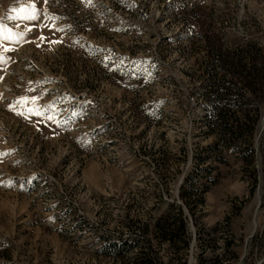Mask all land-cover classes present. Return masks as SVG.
I'll return each mask as SVG.
<instances>
[{
  "label": "rangeland",
  "instance_id": "rangeland-1",
  "mask_svg": "<svg viewBox=\"0 0 264 264\" xmlns=\"http://www.w3.org/2000/svg\"><path fill=\"white\" fill-rule=\"evenodd\" d=\"M0 34V264H264V0H0Z\"/></svg>",
  "mask_w": 264,
  "mask_h": 264
},
{
  "label": "trees",
  "instance_id": "trees-1",
  "mask_svg": "<svg viewBox=\"0 0 264 264\" xmlns=\"http://www.w3.org/2000/svg\"><path fill=\"white\" fill-rule=\"evenodd\" d=\"M251 69L254 71L255 70V66H252ZM246 73V71L244 72ZM251 75H253L251 73ZM250 74H247L245 75V77H249L251 76ZM228 89H225V88H222L220 90V95H226V105L228 107H232V106H239L241 105V103L239 102L240 98H241V95L237 92V91H234V92H228ZM226 108V107H225ZM224 109V108H223ZM218 110V112H216L215 114V119H216V122L220 123L222 126H223V129H224V132L226 134H233L235 132L236 129H241V126L242 127H246V125L249 123V120H253V119H248V121L245 123V124H229V120L226 116V111L225 110ZM256 114H259V109L257 108L256 109ZM255 121V120H254ZM182 212L180 211L179 212V217L176 218V223H177V226H174V224L172 223H169L167 224V227H165L164 225L162 224H158L157 228L160 229V231L162 232L163 236H168L170 239V241H175L176 239H182V242L187 245L188 244V236H186L187 234V231H188V225L186 223V219L182 217ZM148 227L149 225L145 224L143 226V231L144 232H147L148 231ZM145 263L146 264H172V262H165L164 260H162L158 254H153V255H150L149 253H145Z\"/></svg>",
  "mask_w": 264,
  "mask_h": 264
},
{
  "label": "snow or ice",
  "instance_id": "snow-or-ice-1",
  "mask_svg": "<svg viewBox=\"0 0 264 264\" xmlns=\"http://www.w3.org/2000/svg\"><path fill=\"white\" fill-rule=\"evenodd\" d=\"M87 3L91 4V0H86ZM20 12H28V9L25 8H21L19 9ZM24 19H28V20H35L37 19V14H36V8L35 5L33 4L31 6V11L28 12L27 15L24 16ZM31 30V29H29ZM2 35V34H0ZM18 36H22L23 33H18L16 34ZM2 38L4 40H12V33L9 31V33L7 35H2ZM40 39H45L44 37H40ZM58 42V41H56ZM14 49H10V48H4V52H9V51H13ZM8 62V58L5 57L4 55H0V64H6ZM3 69H0V71H2ZM0 79H2V77H0ZM39 99V97H31V101L33 103H35L37 100ZM29 102V98L28 97H21L20 99H18L17 101L14 102V105H9V109L16 111V107L15 105H19L20 107H26L27 104ZM27 111L29 112V114H35V115H40V111L38 108H32V107H28ZM17 114H23L22 112H17ZM49 120H55L54 116H48Z\"/></svg>",
  "mask_w": 264,
  "mask_h": 264
},
{
  "label": "water",
  "instance_id": "water-1",
  "mask_svg": "<svg viewBox=\"0 0 264 264\" xmlns=\"http://www.w3.org/2000/svg\"><path fill=\"white\" fill-rule=\"evenodd\" d=\"M263 124H264V123H263ZM263 129H264V125H263ZM258 207H260V205H259Z\"/></svg>",
  "mask_w": 264,
  "mask_h": 264
}]
</instances>
